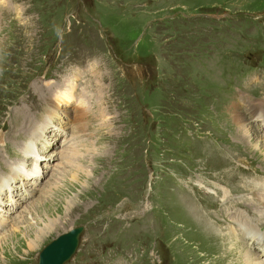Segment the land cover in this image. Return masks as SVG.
I'll use <instances>...</instances> for the list:
<instances>
[{
	"label": "rangeland",
	"instance_id": "1",
	"mask_svg": "<svg viewBox=\"0 0 264 264\" xmlns=\"http://www.w3.org/2000/svg\"><path fill=\"white\" fill-rule=\"evenodd\" d=\"M263 8L264 0H0V264H36L44 245L79 226L64 264H235L214 215L264 217L263 192L245 176L263 182L264 160L233 123L236 107L251 115L234 90L264 65ZM259 79L247 78L245 93L264 113ZM68 138V153L58 152ZM252 142L264 151L263 137ZM27 143L34 152L20 158ZM216 160L241 169L228 183L229 165ZM19 168L31 172L23 187ZM198 184L213 192L200 196ZM20 185L29 195L12 207ZM193 204L203 215L211 208L208 225L183 214ZM256 224L264 230V219Z\"/></svg>",
	"mask_w": 264,
	"mask_h": 264
},
{
	"label": "bare ground",
	"instance_id": "2",
	"mask_svg": "<svg viewBox=\"0 0 264 264\" xmlns=\"http://www.w3.org/2000/svg\"><path fill=\"white\" fill-rule=\"evenodd\" d=\"M264 97V96H263ZM263 104V103H262ZM257 106H260L261 107V104H253V105H250V108H249V112H251L252 113V116L253 115H255V116H257V117H263L264 116V113H263V111L262 110H259V108L257 107ZM246 113H244L242 110H240V108L239 107H236V109H235V113L233 114V117H234V124L235 125H237V132H238V135H239V137L244 141V143L248 146L247 148L249 149V150H251V151H253V153L255 154V156H258V157H260V159L262 160H264V151L263 150H261V151H259V145L260 144H258L257 142L256 143H253L252 142V137L253 136H255L256 138H259L260 140L262 139V134H260L261 132L260 131H262L261 130V128H260V133L258 132V131H255V130H257V128H259L260 127V125L258 124L257 126H254L255 128H250V126L248 125L249 124V122H250V117H248V120H249V122L247 121V118H246V115H245ZM259 119V118H258ZM253 126V125H252ZM255 129V130H254ZM258 133H259V135H258ZM257 134V135H256ZM31 136V135H30ZM35 138V139H34ZM32 139L33 140H37V137H36V135L34 136V137H32ZM69 139V138H68ZM33 140H30L31 142L33 141ZM29 141V142H30ZM64 143H63V146L64 147H62L58 152H63L64 154L67 152V151H69L70 150V147H71V142H72V139H69V140H67V141H63ZM70 142V143H69ZM17 144V143H16ZM210 146V145H209ZM64 149V150H63ZM206 149H208L209 150V148H206ZM214 151V150H213ZM218 151V150H217ZM34 152V150H33V143L31 144V143H27V145L24 147V149H23V153L22 154H20V158H21V156H25V155H29V154H32ZM206 152V151H205ZM212 152V151H211ZM68 153V152H67ZM216 153V152H215ZM208 154H209V152H208ZM207 155V154H206ZM216 155V154H215ZM212 156H213V154H212ZM207 157V156H206ZM216 158V157H215ZM211 159V158H210ZM213 159V158H212ZM16 160H20L19 158H16ZM209 161V160H208ZM214 161V160H213ZM210 162H211V160H210ZM216 162H217V160H216ZM14 163H15V161H14ZM212 163V162H211ZM213 163H215V162H213ZM212 163V165L214 166V164ZM216 166H220L221 164L220 163H216L215 164ZM224 165H229V168H230V170H228L227 172L229 173V174H231L230 176H229V178H227L226 179V181H228V183H229V181H231V179H234L235 177V174H234V172H235V170L236 169H238V168H240L241 169V167L239 166V165H236V164H233V163H225V164H222L221 166H224ZM23 166V165H22ZM21 166V167H22ZM213 168H215V167H213ZM20 169V168H19ZM211 169V168H210ZM213 170V169H212ZM12 172L13 171H10V174H8L7 176H10V178L9 179H5V180H8L9 182H10V180H11V178L13 177V176H15V175H17V176H20V177H22V187L24 186V183H29V181H31L30 180V178H31V176H30V171L29 172H27L25 169H20V171H18V172H15V175H13L12 174ZM226 172V171H225ZM18 173V174H17ZM24 177H28L27 179H28V181H26V178L24 179ZM224 178V177H223ZM225 178H226V175H225ZM23 180H24V182H23ZM245 187H246V185H244ZM22 187H21V185H20V190H13V189H11V191L12 192H14L15 194L17 193L18 194V192H21L20 193V195H18V197H14L13 198V194H12V196H11V198H12V200L11 201H14V203H10L11 204V206L12 207H16V204L17 203H19L23 198L25 199L26 198V196L27 195H29V192H22L21 190H22ZM231 187V186H230ZM8 188H10V184H9V186H8ZM34 188V187H33ZM253 188H255V190L256 191H258L259 189L257 188V186H252V189ZM35 189V188H34ZM27 190H29V189H27ZM35 191H37L36 189H35ZM34 191V192H35ZM218 192H221L220 190H218L217 189V191H216V193L215 194H217ZM227 194H228V191H227V193L226 192H224L223 193V195H222V198L226 201L227 199H228V197H227ZM185 197V196H184ZM183 197V198H184ZM218 196H216V198H217ZM226 197V198H225ZM28 198V197H27ZM185 199H188V197L187 198H185ZM184 201H186V200H184ZM258 201H259V204L261 205V214H264V193L263 194H260V196H258ZM183 202V201H182ZM187 202V201H186ZM2 203V200L0 199V204ZM23 203V202H22ZM195 203H197V202H195ZM241 201H239V200H232V203H231V205L233 206V207H238V208H240V207H242V205L244 206V204L242 203ZM183 204V203H182ZM187 204H188V202H187ZM184 205V204H183ZM29 206H31V205H29ZM210 206V205H209ZM185 207V206H184ZM182 208L181 210H182V213L183 212H185V208ZM190 208H191V210L188 212V214H186V213H183L184 215H186L188 218H190L189 217V214H191L190 212L192 211L194 214H196V216L193 214V217H195L196 219H197V221H199V222H201V224L203 223V225H204V223L205 224H207L208 225V223H209V221H208V219H209V217H211V212L210 213H208V209H211V208H208V205H205V212L207 211V213H205L204 215H203V207L202 208H200V209H197V210H195L194 209V207H195V205L193 204V205H191V206H189ZM188 208V207H187ZM244 208L245 209H248L249 207L248 206H244ZM244 209V210H245ZM249 210V209H248ZM9 211H12V210H9ZM212 211V210H211ZM213 214V213H212ZM245 214V215H244ZM192 215V214H191ZM260 215V214H259ZM5 215H3V216H1V214H0V217H4ZM230 219H231V222H233V223H236V222H239V223H241V224H243V225H245L246 227H247V229H246V233L247 234H249V235H253L254 236V238H256L257 236H259V234H261V233H263V232H261L259 229H257L256 227H258L257 226V221H260V223H262V220L264 219V217L263 218H261V219H259V218H257V220L255 221V222H251L250 220H249V217H247L248 216V214H246V213H243V212H241V211H234L233 213H230V214H228L227 215ZM23 218V216H21V215H19L18 217H17V220H16V222H14L13 223V226L12 227H14L15 226V224L16 223H19L20 221H21V219ZM212 219V218H211ZM190 222V221H189ZM192 222V221H191ZM190 222V223H191ZM211 222V221H210ZM7 224V220H3V219H1L0 220V225L1 226H3V225H6ZM202 225V226H203ZM206 226V225H205ZM205 226H204V228H205ZM210 226V225H209ZM210 227H213V226H210ZM203 228V229H204ZM12 229V228H11ZM46 229V228H45ZM44 229V230H45ZM202 230V229H201ZM206 230V229H205ZM208 230V229H207ZM212 230V229H211ZM215 230V229H214ZM190 231V230H189ZM42 232H43V229H40V230H37L35 233H32V232H30V234H31V236L34 238V240H35V242L34 243H32V244H30L28 247H29V251H27V252H30L31 250H33L35 247H37V240H38V238L39 237H41V234H42ZM210 232V231H209ZM189 233H192V232H189ZM215 234V233H214ZM215 236V235H214ZM216 237V236H215ZM261 237H264V234L261 236ZM217 238H219V240L220 239H222V242H223V246L225 247L224 249L222 248L221 250H223V252L225 253V256H228V254L229 253H231V255H238L239 257H240V260H239V257H238V261L236 262L237 264L239 263V264H264V261L263 260H261L260 258H259V253H257V254H255L256 256H254L253 254H252V252L249 250V249H247L246 248V245H247V242H243L242 244H241V242L239 241H237V240H235L234 239V237H232V236H229L228 234H226L225 236H221V237H217ZM40 239V238H39ZM198 239V238H197ZM200 239V238H199ZM240 240H242V239H240ZM196 241V240H195ZM214 244V243H213ZM196 246V245H195ZM196 248H198V247H196ZM27 250V249H26ZM211 251H213V249L211 248L210 249ZM220 250V251H221ZM222 255H224V254H222ZM213 258V257H212ZM201 259V258H200ZM229 260V259H228ZM215 261H218V260H215ZM224 262V260L221 262V263H223ZM218 263V262H217ZM235 263V264H236ZM64 264V263H63Z\"/></svg>",
	"mask_w": 264,
	"mask_h": 264
},
{
	"label": "water",
	"instance_id": "3",
	"mask_svg": "<svg viewBox=\"0 0 264 264\" xmlns=\"http://www.w3.org/2000/svg\"><path fill=\"white\" fill-rule=\"evenodd\" d=\"M82 227H74L58 235L39 252L37 264H63L70 260L79 244Z\"/></svg>",
	"mask_w": 264,
	"mask_h": 264
}]
</instances>
